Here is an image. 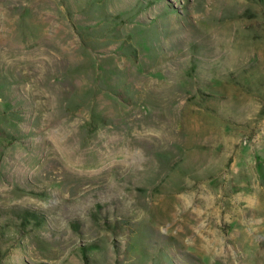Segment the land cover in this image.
Instances as JSON below:
<instances>
[{"label":"rangeland","instance_id":"rangeland-1","mask_svg":"<svg viewBox=\"0 0 264 264\" xmlns=\"http://www.w3.org/2000/svg\"><path fill=\"white\" fill-rule=\"evenodd\" d=\"M0 264H264V0H0Z\"/></svg>","mask_w":264,"mask_h":264},{"label":"bare ground","instance_id":"bare-ground-1","mask_svg":"<svg viewBox=\"0 0 264 264\" xmlns=\"http://www.w3.org/2000/svg\"><path fill=\"white\" fill-rule=\"evenodd\" d=\"M128 151H129V150H128ZM133 155H134V154H133V153H131V154H130V157H132ZM126 157H127V156H126Z\"/></svg>","mask_w":264,"mask_h":264}]
</instances>
